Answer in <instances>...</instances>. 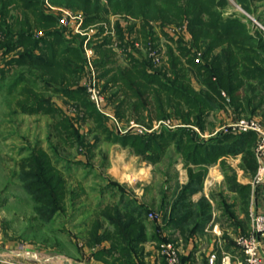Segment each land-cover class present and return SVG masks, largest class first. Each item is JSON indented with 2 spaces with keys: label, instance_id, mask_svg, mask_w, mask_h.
Here are the masks:
<instances>
[{
  "label": "trees",
  "instance_id": "16d2710c",
  "mask_svg": "<svg viewBox=\"0 0 264 264\" xmlns=\"http://www.w3.org/2000/svg\"><path fill=\"white\" fill-rule=\"evenodd\" d=\"M48 1L56 7L82 11L87 25L106 20L109 13L139 18L149 51L155 49L156 40L151 22L162 28L177 25L179 31L185 28L192 37L188 45L181 42L184 34L178 35L177 53L169 48L167 69L155 66L152 56L138 58L131 46L124 49L127 63L117 66L114 53L105 45L107 38L93 46L98 55L95 69L100 71L98 77L104 79L102 90L109 91L111 101L117 102V119L123 120L130 108L135 120L148 129L153 120L172 118L179 125L173 128L163 125L151 132L132 129L121 132L108 125L109 120L90 101L85 87L80 86L79 78L87 61L84 38L75 35L69 39L59 18L48 11L46 0H0V90L6 98L16 100L18 109L26 114L51 115L62 141L86 146L76 124L77 117L65 115L47 98L50 96L46 92L61 94L77 110L84 109L85 116L78 114V117L92 119L94 130L105 135L107 141L128 148L154 165L172 148L186 168L185 184L179 183L176 172L168 175L167 178H175L174 186H167L173 190L171 194L161 190L157 208L155 200L148 204L131 195L123 185L108 180L102 190L110 192L111 198L117 189L121 194L115 202L97 203L94 207L85 233L92 257L103 264H148L143 259L144 243L175 245L174 231H179L184 239L199 231L209 221L210 204L204 197L193 202L190 195L201 188L207 167L217 162L227 190L239 198L240 210L249 220L250 185L239 183L235 171L222 157L239 156L241 167L254 176L256 134L218 131L206 139L199 132L206 130V117L212 110H231L235 117L264 119V30L250 19L233 13L226 15L229 0ZM236 2L248 14L255 15L252 0ZM254 18L262 24L258 16ZM116 27L120 39L134 28L129 26L125 31L119 24ZM36 30L41 36H36ZM164 34L173 39L169 32ZM198 49L202 50V62L195 60ZM190 72L198 80L199 89L192 86ZM172 165L170 160L168 169ZM19 179L35 209L46 219L64 209L69 192L65 176L42 148H34L20 161ZM222 205L230 207L225 201ZM151 211L160 218L150 219ZM242 232L247 231L244 228ZM162 264H167L165 259Z\"/></svg>",
  "mask_w": 264,
  "mask_h": 264
},
{
  "label": "rangeland",
  "instance_id": "374dc122",
  "mask_svg": "<svg viewBox=\"0 0 264 264\" xmlns=\"http://www.w3.org/2000/svg\"><path fill=\"white\" fill-rule=\"evenodd\" d=\"M229 1L230 5L225 7L226 15L233 13L244 20L245 18L252 21L255 19L253 15L243 10L236 0ZM46 6L48 11L57 18H60L65 13L64 11H69L73 12L72 15L75 14L83 19L78 33L72 31V28L70 30V27H65L69 39L75 35H79L78 38H84L83 48L87 61L84 64V73L78 81L80 86L85 87L87 95L92 101L86 87V85H91L92 65L95 88L101 95L99 98L103 100L101 109L95 102L94 105L109 120L107 123L111 128L121 132L131 129L137 132H151L160 129L163 125L170 128L179 126L173 122L172 118H169L153 120L152 127L148 129L146 125L135 120L130 108L126 109L123 120L117 119L115 116L117 102L111 101L109 91L102 90L104 79L98 77L100 71L95 69L94 60L98 55L93 46L107 38L108 42L105 45L114 53L117 66H124L127 63L128 58L124 49L131 46L134 48L132 52L138 58H145L146 55L152 56L155 66H165L167 69L169 67V48L177 53V42L179 41L176 38L178 35L184 34L182 44L191 45L192 43V37L185 28H182V31H179L180 28L177 25L162 28L159 24L151 22L156 40L154 41L155 49L149 51L150 47L143 40L142 21L139 18L109 13L106 20L87 25L84 22L85 15L80 10H72L63 6L56 7L51 5L48 0H46ZM251 6L254 10L256 6L264 10V0H252ZM259 19L264 26L261 16ZM117 24L119 27L122 26L121 28L125 31L129 26H134V28L131 34H126L123 39H120ZM37 31L35 32L36 36H41L40 31ZM164 32H169L173 39H170ZM85 42H87L86 45ZM195 60L202 62V50L198 49ZM170 74L171 72L168 70L167 75ZM189 76L192 86L199 89L200 85L194 73L190 72ZM46 94L50 96L47 98L52 103L65 112V115L77 117L76 124L86 146H79V143L71 144L69 140L62 141L54 128L51 115L23 113L16 107V100L6 98L0 90V245L5 246L7 243L14 246L22 245L35 250L33 253H36V257H44L40 258V264H59V262L63 264L64 261L74 260L87 264V260H91V249L86 243L85 233L89 229L94 207L97 203L115 202L121 194V191L117 189L114 193L115 197L111 198L110 192L102 190L108 180L118 182L129 189L131 195L148 204L155 200L154 206L157 208L160 205L161 190L168 191V194H171L173 190H168L167 186L172 188L175 178H167L168 175L172 176L176 172L177 177L184 180L185 170L181 166L180 156L172 148L168 150L167 155L160 163L156 165L148 163L133 154L128 148H122L118 143L107 141L105 135L94 130L95 123L92 119L78 117V114L85 116L83 108L77 110L73 102L61 94L52 92H46ZM221 111L212 110L208 113L206 130L203 133H200L195 126L191 128L198 131L201 138H210L221 127L237 118L231 110H223L229 114L230 120L219 119L217 115ZM144 113L147 116L146 111ZM94 143L96 145L91 148ZM37 147L42 148L50 156L52 163L62 170L69 189L64 209L51 219H46L43 213L40 214L35 209L30 194L23 188L19 179L20 161ZM170 160L173 161V165L168 169L167 164ZM229 161L235 163V159H229ZM168 171L170 174L166 173ZM219 190L217 186L212 189L215 193H218ZM215 207L217 210V205ZM243 224L248 232L250 228L248 225L246 226V223ZM160 244L153 241L143 244V259L148 264H153L152 258L154 262L159 261L157 263L162 264L164 258L160 253ZM37 261H32V264H39Z\"/></svg>",
  "mask_w": 264,
  "mask_h": 264
},
{
  "label": "crops",
  "instance_id": "0c3cea01",
  "mask_svg": "<svg viewBox=\"0 0 264 264\" xmlns=\"http://www.w3.org/2000/svg\"><path fill=\"white\" fill-rule=\"evenodd\" d=\"M255 12V15L258 17L261 16L264 21V10L256 6ZM228 115L229 114L222 110L218 113L217 117L219 119L226 118L230 120ZM258 119L261 120L260 117H258ZM262 121L264 122V119ZM222 158L225 159L227 164L235 171L239 183L250 185L248 212L250 207H259L264 201V182L259 184L253 183L254 176H250L244 171L240 165L239 156H227ZM229 159H235V163L230 162ZM181 166L183 167V164ZM183 168L185 170V179L182 180L178 178L180 184H185L188 180L186 168ZM216 186L220 189L218 193L212 191ZM226 186L224 174L219 162L209 165L203 178L201 188L190 195V200L193 202H197L202 197L206 198L207 202L210 204L209 221L204 224L199 231L194 232L191 236L187 235L188 237L186 239L181 236L179 231H174V238L177 244L175 245L179 250L182 264H208V256L211 252L217 253L215 264H221V257L223 254L229 256L228 264H238V262L243 260L242 254L234 246L233 242L237 234L242 233L244 229L243 223H246V226L248 225L250 228V220H248L240 210L241 205L239 198L235 193L227 190ZM222 201H225L230 207L228 209L224 208ZM216 205L218 207L217 210L215 209ZM228 210H231L232 214L229 213L230 211ZM234 229L236 231H233ZM33 251L35 252V250L23 247L22 245L14 246L7 243L5 246H2L1 244L0 264H23L32 263V261L37 260H39L37 262L40 264V258L44 257H36V253H33ZM261 254L264 262V243L261 248ZM151 261L153 264L159 262H154L153 258ZM75 262V260L64 261L63 264H86L84 262ZM87 264L103 263L92 257L91 250V260H87Z\"/></svg>",
  "mask_w": 264,
  "mask_h": 264
},
{
  "label": "built area",
  "instance_id": "2783aa9c",
  "mask_svg": "<svg viewBox=\"0 0 264 264\" xmlns=\"http://www.w3.org/2000/svg\"><path fill=\"white\" fill-rule=\"evenodd\" d=\"M65 13L60 16V25L78 33L83 19L73 12L64 11ZM75 15V16H74ZM255 20V21H254ZM253 22L259 28L264 30V26L254 19ZM87 42L84 44L86 45ZM95 76L93 74V67L91 65V85H86L87 90L91 96V100L96 103L101 109L102 99L99 92L95 88ZM115 119V118H114ZM218 131L224 133H246L254 132L256 134V142L254 146V156L257 162V171L253 177V183L259 184L264 182V123L256 117H237L232 122L224 125ZM250 229L246 233L237 235L234 238L235 247L243 256V260L238 264H264L261 248L264 243V201L259 207L249 208ZM150 219H159L154 212H149ZM160 253L165 259L167 264H182L177 247L172 242H162L160 244ZM217 260V253L211 252L208 256V264H215ZM229 256L223 254L221 257V264H228ZM32 264V263H23Z\"/></svg>",
  "mask_w": 264,
  "mask_h": 264
}]
</instances>
